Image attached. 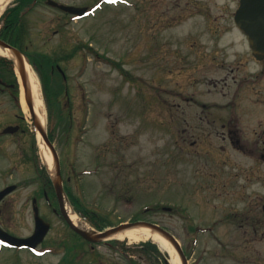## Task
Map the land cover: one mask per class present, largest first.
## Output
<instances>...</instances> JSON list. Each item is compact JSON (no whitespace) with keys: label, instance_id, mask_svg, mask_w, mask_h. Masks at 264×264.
I'll return each instance as SVG.
<instances>
[{"label":"rangeland","instance_id":"rangeland-1","mask_svg":"<svg viewBox=\"0 0 264 264\" xmlns=\"http://www.w3.org/2000/svg\"><path fill=\"white\" fill-rule=\"evenodd\" d=\"M55 1L86 6L93 0ZM238 1L111 0L76 21L39 4L25 17V50L61 58L65 80L53 74V85L62 113L54 112L50 127L46 119L44 129L54 132L63 184L107 218L108 227L154 208L141 220L169 231L188 264H264V188L257 183L256 160L245 159L221 135L229 116L218 119L210 114L216 109L201 113L197 106L214 104L218 93L220 104L234 105L242 128L247 56L233 24ZM4 78H10L7 72ZM224 78L229 85L215 89L209 82ZM26 97L22 83L17 102L0 86V131L24 129L0 138V190L18 186L0 203V227L30 236L35 199L51 228L35 251L0 245V264H62L64 247L70 259L79 254L76 264H172L157 246L165 258L139 252V242L115 249L100 242L93 254L85 252L89 248L41 196L36 165H45Z\"/></svg>","mask_w":264,"mask_h":264},{"label":"water","instance_id":"water-1","mask_svg":"<svg viewBox=\"0 0 264 264\" xmlns=\"http://www.w3.org/2000/svg\"><path fill=\"white\" fill-rule=\"evenodd\" d=\"M55 5H57L63 11L78 15L79 17L82 16L85 11L84 8H75L72 6L58 5L57 3H55ZM234 22L238 27V29L247 36V40L249 41L254 56L259 60L264 59V0H240V6L234 16ZM0 47L11 50L12 53L18 58V60H20V53L6 42L0 40ZM19 70H20L22 83L26 90L25 76L21 71V68H19ZM27 105L30 110V114L33 116V107L28 99H27ZM34 126L37 132L40 134L45 145L50 149L54 158L55 176L52 178V180L55 188V193L57 196L60 214L64 218L68 226L76 234L81 236L86 241H89L91 243H98L126 229L135 228V227H147L153 230L154 232L158 233L164 240H166L170 244V246L178 254L182 264H188L184 252L178 241L174 238V236L155 224L148 222L125 223V224H120L116 227L109 228L103 231L102 233L96 232L94 230L87 231L75 226L70 221L68 214L66 213L65 210V203H64L65 196L62 189L60 164H59L57 152L53 144L49 141L46 133L41 128V126L35 121H34ZM15 188L16 186L12 185L1 190L0 201L8 194L13 192ZM34 223H35L34 231L31 236L27 238H17L0 229V240L3 241L5 244L14 248L25 247L28 249H35L42 243V241L44 240L45 236L49 231V224L45 223L39 217L38 209L36 207H34Z\"/></svg>","mask_w":264,"mask_h":264},{"label":"flooded vegetation","instance_id":"flooded-vegetation-1","mask_svg":"<svg viewBox=\"0 0 264 264\" xmlns=\"http://www.w3.org/2000/svg\"><path fill=\"white\" fill-rule=\"evenodd\" d=\"M37 1L52 6L50 0H37ZM104 4H105V0H93L90 2L89 5L81 6V7H86L87 11H89V8L93 5L99 8V6H103ZM53 8L54 10L59 11V14L63 13L57 6ZM8 32L9 31L6 28L5 33L8 34ZM243 38L246 43L247 62L243 65L244 72H243L242 80H240V86L242 88V91L245 93V97H246V100L243 101L242 104V109H243V113L241 116L242 128L239 129L237 127L238 122L236 121H238L239 118L235 116L237 113H235L234 105L233 107L230 108L228 105L220 104L219 101H217L218 93L215 95L216 98L213 100L214 104L213 103L206 104L205 102H202V104H200L199 101H194V102L199 103L197 104V106L201 109L200 111L201 113H205V110H207L208 108H214L216 109V111H212L210 114L217 113L218 119H221L223 116H229L225 119L226 123L221 124V128L223 130H226L223 133L221 132V135L224 136L227 135L228 136L227 138L231 146L241 151L245 159L251 158L256 160L257 183H260L264 188V59L258 60L254 56L253 51L250 49V46L246 38L244 36ZM209 82L213 84L214 88L217 86V83H221V82L223 83L224 86L229 85L228 80L226 78L220 80L218 79V81L214 80V82L212 81ZM219 92L221 93L220 90ZM223 92L222 94L219 95L226 96L225 94L228 93V90L225 91L224 93ZM251 92L254 93L253 96L254 101L251 100L250 97ZM187 101L189 102L190 99H187ZM191 101L193 102L192 99ZM213 101H208V102H213ZM227 111H229L230 115L227 113ZM181 113L183 114L184 112ZM204 118H208V116L205 114ZM232 119L235 121L234 123L231 122ZM212 123H214V121ZM14 126L18 127V129L14 133H4L3 132L4 129H3L2 131H0V138L13 136L19 131L21 133L24 132V129H21L20 125H14ZM223 139H226V137H224ZM263 196H264V191H263ZM44 200L47 206L50 207L51 202L49 201V199L44 197ZM261 211L264 214V197H262ZM90 249L93 250L92 245H90Z\"/></svg>","mask_w":264,"mask_h":264},{"label":"trees","instance_id":"trees-1","mask_svg":"<svg viewBox=\"0 0 264 264\" xmlns=\"http://www.w3.org/2000/svg\"><path fill=\"white\" fill-rule=\"evenodd\" d=\"M32 1L33 0H22L18 7H15L14 9H11L9 11V14L5 17V24L7 29L9 30V34L8 35L1 34V37L28 57L29 63L33 67L34 71L36 72L41 82L42 92L47 110L48 124L50 126L54 112L58 111L59 113H62V109H61L62 104L59 99L60 94H59V90H57L53 85L52 73L57 74L61 79L63 78L57 73L55 68L56 65L60 64V58L52 59L46 54H41L36 52L30 54L24 49L22 43L26 39L27 32L24 29V22L22 21V16L20 15V11L25 10V8L28 7ZM89 50L91 51V49ZM5 72H7L10 76V78L7 80H5L3 76ZM0 78L8 83L10 93L15 98H17L19 89H18L16 77L13 72L12 62L1 57H0ZM48 137L50 141H53L54 132H52V130L49 131ZM38 176H39V181L41 182L40 185L41 193L45 191L47 192V194L52 193L53 190L52 182L44 167H42L39 170ZM64 190L67 194V197L69 199L72 208L78 213L79 216H81L83 219L91 223L94 227H96L99 230H102L103 228L108 226L107 218L102 217L100 214L85 208L80 203V200L76 198L66 188V186H64ZM139 219H140V214L136 215L132 220L136 221ZM108 245L111 246L113 249L117 247H121V248L125 247L123 243L117 241L108 242ZM138 246H139L138 251L141 253L151 251L152 253H154L156 257H163L162 254L158 251L157 247L150 242L141 243ZM64 249L66 251L64 257L61 260L62 261L61 263L76 264L77 261L74 258L70 259V252L68 247H64ZM74 255L75 254H73L72 256ZM128 262H133L132 258H129ZM165 264H168L167 260H165Z\"/></svg>","mask_w":264,"mask_h":264},{"label":"bare ground","instance_id":"bare-ground-1","mask_svg":"<svg viewBox=\"0 0 264 264\" xmlns=\"http://www.w3.org/2000/svg\"><path fill=\"white\" fill-rule=\"evenodd\" d=\"M13 0H0V17L4 10L11 4ZM0 56L11 59L14 62V65L17 68H21L25 76L26 81V91L27 97L32 103L33 113L36 122L44 129L46 123V114L44 109V103L42 100L41 91L39 85L35 80L34 74L31 71V68L26 61V59L21 56L20 60L12 53L11 50L0 47ZM20 71V70H19ZM21 83V82H20ZM24 87V86H23ZM21 104H22V93H21ZM24 107V105H22ZM38 136V135H37ZM40 144V155L43 160L44 165L49 170L50 174L54 175V162L53 157L45 144L42 142L40 137H37ZM66 211L72 223L79 228H83L86 230H90V227L83 222L70 208V206L66 203ZM109 239H115L120 241H127L128 243H136V242H145L152 241L161 249L162 252L168 254L170 257V261L172 264H179V258L174 251V249L165 241L158 233L147 227H135L127 230H123L119 233H116L109 237Z\"/></svg>","mask_w":264,"mask_h":264}]
</instances>
